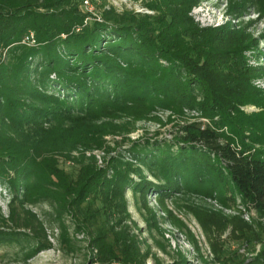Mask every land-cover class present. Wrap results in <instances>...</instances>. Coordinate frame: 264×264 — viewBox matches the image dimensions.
<instances>
[{
  "label": "trees",
  "instance_id": "1",
  "mask_svg": "<svg viewBox=\"0 0 264 264\" xmlns=\"http://www.w3.org/2000/svg\"><path fill=\"white\" fill-rule=\"evenodd\" d=\"M197 3L151 0L154 16L109 9L102 22L83 25L81 0H0V185L10 193L6 217L0 209V247L19 248L26 260L52 246L46 230L53 228L58 245L72 249V227L88 234L91 263L145 264L125 223L127 189L144 201L150 190L203 193L227 208L238 198L264 218V91L253 83L263 71L245 55L258 51L257 40L230 23L200 27L189 15ZM258 4L263 15L264 0ZM29 32L32 47L21 43ZM156 110H195L208 123H179L171 143L135 141L129 152L137 165L113 157L110 177L84 156L75 174L59 166L57 154L103 148L104 136L129 133ZM38 203L49 206L48 219L28 208ZM196 216L204 228L217 217L218 231L229 222L248 246H261L245 263L211 243L214 262L264 264V224L255 229L221 212ZM187 263L181 256L167 264Z\"/></svg>",
  "mask_w": 264,
  "mask_h": 264
},
{
  "label": "rangeland",
  "instance_id": "2",
  "mask_svg": "<svg viewBox=\"0 0 264 264\" xmlns=\"http://www.w3.org/2000/svg\"><path fill=\"white\" fill-rule=\"evenodd\" d=\"M244 1L198 0V3L191 8L189 15L200 27H217L230 23L237 25L240 29L244 28L257 40L260 52L247 50L245 55L248 57L249 64L259 67L263 71L260 76L254 78L253 83L264 91V14L261 15L258 12L261 7L258 0L255 2V6L252 0H246L247 2L242 8H237V5H241ZM150 2L151 0H141V4L145 8L144 13H135L129 8L115 9V12L127 11L138 16H154L157 11L148 6ZM27 35L28 33L21 43L30 47L35 46L36 42L29 44L23 42ZM5 55L6 51L4 50L0 54V62L4 60ZM244 110L250 113L257 111V108L247 106ZM121 121H125V119L117 120V122ZM185 121H196L202 125L208 123V120L201 117L200 113L195 110H183L181 114L156 110L148 118L135 121L131 132L104 136L103 148L86 150L79 147L71 151L68 156L57 154L56 159L59 166L66 172L75 174L81 156H84L86 161L93 158L97 169H105L106 177H110L111 158H119L137 165L136 160L129 152V148L135 141L143 142L147 139L152 143L155 140L171 143L174 139V132L177 130L176 126ZM145 175L153 184H160L146 171ZM131 177L133 181H139L136 175L132 174ZM145 197L144 201L141 196L135 195L130 189L124 192V200L129 214L125 223L130 226V233L136 236L141 251L147 253L145 264H167L181 256L186 258L187 264H202L204 261L219 264L214 262L215 257L210 245L215 242L219 247H228L230 250L236 251L239 259L245 263L251 261L261 250L259 243L254 242L252 246H248V243L236 236L237 234H233L229 222L222 231H218L214 223L215 220H219L217 217L212 216L214 218H211L204 228L196 216V213H199L204 218L215 212H221L226 218L239 215L243 221L255 229L261 228L264 218H259L252 210H247L238 198L235 206H231L230 202H227L229 204V208H227L213 197L190 191L161 196L154 190H150ZM9 199L8 188L0 185V209L5 217L8 214ZM28 208L41 219H48L49 206L46 203H38L28 206ZM67 221L68 224L71 223L69 217H67ZM46 233L47 239L52 245L50 248L40 250L25 260L23 252L19 248L3 246L0 247V264H94L89 261L95 255V251L89 246V236L86 232H77L73 231L72 227L69 228L70 238L73 237L76 241V246L72 249H67L65 246L62 248V244L58 245L56 229L47 228Z\"/></svg>",
  "mask_w": 264,
  "mask_h": 264
},
{
  "label": "built area",
  "instance_id": "3",
  "mask_svg": "<svg viewBox=\"0 0 264 264\" xmlns=\"http://www.w3.org/2000/svg\"><path fill=\"white\" fill-rule=\"evenodd\" d=\"M81 8L85 14L83 25H87L91 22H102V12L104 10H123L129 8L135 13H144L145 11V8L141 4V0H81ZM23 42L27 44L34 43L35 38L33 32H29Z\"/></svg>",
  "mask_w": 264,
  "mask_h": 264
}]
</instances>
